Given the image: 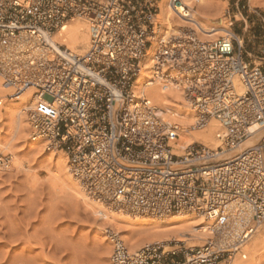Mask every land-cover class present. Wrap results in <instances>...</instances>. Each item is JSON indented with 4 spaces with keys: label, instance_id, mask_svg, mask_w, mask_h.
I'll return each instance as SVG.
<instances>
[{
    "label": "built area",
    "instance_id": "obj_1",
    "mask_svg": "<svg viewBox=\"0 0 264 264\" xmlns=\"http://www.w3.org/2000/svg\"><path fill=\"white\" fill-rule=\"evenodd\" d=\"M157 2L0 0V76L10 99L33 89L30 135L63 151L96 199L151 215L194 212L221 225L229 202L251 206L249 222L225 246L212 238L198 248L164 240L130 251L109 230V264L227 263L244 256L243 244L264 222V62H251L233 31L206 41L187 28L157 35ZM168 2L174 10L185 6ZM71 18L86 22L85 52L47 40ZM24 42L45 54L25 58ZM150 50L155 80L182 86L195 127L219 122L218 146L194 142L178 153V127L147 95L135 94Z\"/></svg>",
    "mask_w": 264,
    "mask_h": 264
},
{
    "label": "rangeland",
    "instance_id": "obj_2",
    "mask_svg": "<svg viewBox=\"0 0 264 264\" xmlns=\"http://www.w3.org/2000/svg\"><path fill=\"white\" fill-rule=\"evenodd\" d=\"M212 1L214 7L207 15L213 17H209L207 26H228L243 41L251 62L263 63L264 0ZM198 36L202 38L201 33ZM221 36H225V33H219L208 40ZM11 92L9 88L6 94ZM7 95L4 97L7 104L19 102V99L15 101L7 98ZM5 100L2 99L0 107H3ZM24 118V123L27 124V115ZM6 121L3 109L0 112L2 139L9 138ZM29 137L30 126L22 138L15 140L11 147L13 151H10V148L0 149V158H9L4 164L0 161V264H109L112 242L108 231L116 233L126 245L124 234L118 229L119 225H106L100 211L95 208L91 210L90 205L83 203V200L68 188L69 184L56 167L57 159L61 155L66 156L63 151H48L45 144L32 147ZM13 155L23 162L25 168L16 170L8 166ZM78 182L82 183L79 179ZM263 229L264 222L246 242L244 250L256 240ZM141 235L133 236L135 241L143 243L140 248L151 243L145 239L144 234ZM185 241V247H200L190 246V240ZM106 243H109V246ZM246 250L245 257L237 254L235 260L244 261L245 264H264V253L250 255ZM218 264H226V261Z\"/></svg>",
    "mask_w": 264,
    "mask_h": 264
},
{
    "label": "bare ground",
    "instance_id": "obj_3",
    "mask_svg": "<svg viewBox=\"0 0 264 264\" xmlns=\"http://www.w3.org/2000/svg\"><path fill=\"white\" fill-rule=\"evenodd\" d=\"M183 1L185 6H180L177 10H174V8L170 6L168 0H158L157 4L159 6V12L157 18L159 26L157 29V35L162 36L166 33H176L183 28H187L188 30H195L197 34L201 33V39L206 41L215 37L219 33L231 31L228 26H223V24L213 27L207 26V22L210 19L209 17H213L212 15L208 16L207 14L213 9L214 1ZM47 40L51 43L66 45L67 48L77 52H85L88 48L86 22L81 18H71L64 23L62 29L48 37ZM23 44L22 51L25 58L31 56L41 57L46 52V49L43 47L28 46L25 42ZM152 54L153 50H150L143 61L142 71L134 82L135 94L147 95L152 104L165 110L164 115L168 119V122L175 124L178 127V138H176L175 141V147L178 149V153H181L184 148L194 142H200L209 147L218 146L219 142L217 140V134L221 130L219 122L210 119L205 127L200 129L195 127L194 122L196 121V114L186 103L183 96L182 86L177 82H169L165 84L155 80L154 69L152 66ZM14 62L16 63L18 60ZM235 86L237 89L241 88V84L238 81H235ZM8 90L9 88L6 87L0 76V106L2 104V99L5 100L4 97L7 95L6 92H8ZM32 92V88H27L24 93L18 96L19 102L7 104L6 100L3 101L4 105L3 107H0V112L5 109V116L8 121V123L7 121L6 123L9 130V138H0V149L10 148L11 151L13 149H11L12 145L16 142L15 140L22 138L26 129H29L28 123H24V116H26L27 108L33 104ZM18 99L15 101H18ZM24 138L27 139V137ZM253 139L254 138H249L243 141L239 146V149L252 144L254 141ZM28 140H31L30 145L32 147H41L45 144L42 139L32 137L31 135ZM11 158L12 162L8 165L10 168L16 170L25 168L21 160H18L14 155ZM57 162L56 164L58 165H56V167L58 168L59 173L62 172V176H64L65 181L69 184L68 188H71L76 195L80 197V200H83V203L90 205L91 210L92 208H95L97 209L96 211H100L106 221V225H110V227L119 225L118 229L123 232L126 246L130 251H136L140 248L142 242L135 241L133 238V236L137 234H144L146 236L145 239L148 242L164 241L168 239H174L177 241L190 240L189 242L187 241L190 243V246H202L207 239L212 238L220 245L225 246L239 237L244 225L249 222L251 217V206L249 204L243 205L237 201H231L227 204L226 213L228 214V220L224 225L219 224L215 217H205L194 212H174L161 215H151L133 211L117 202H111L106 199H102V201H100L101 199H92L93 197L88 196L91 194L82 185L83 183L78 182V178L73 175L67 155H61L57 159ZM5 168L7 167L5 166ZM61 181H63V179ZM261 225L256 228L254 233ZM246 242L242 246L244 253H246V249L250 255L258 252L264 253V229L260 231L256 240L247 245L244 250L243 247ZM107 244L109 246V243H106V245ZM108 246L106 248H108ZM240 256L245 257V254L244 256L240 254ZM235 259L236 258L234 257L233 259L228 260L226 264H245L244 261H238ZM249 263L253 264V262Z\"/></svg>",
    "mask_w": 264,
    "mask_h": 264
}]
</instances>
